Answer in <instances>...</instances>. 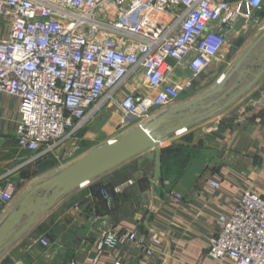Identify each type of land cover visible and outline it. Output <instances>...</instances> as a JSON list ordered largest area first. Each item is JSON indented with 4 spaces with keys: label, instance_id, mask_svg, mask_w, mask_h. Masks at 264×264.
I'll return each instance as SVG.
<instances>
[{
    "label": "crops",
    "instance_id": "obj_1",
    "mask_svg": "<svg viewBox=\"0 0 264 264\" xmlns=\"http://www.w3.org/2000/svg\"><path fill=\"white\" fill-rule=\"evenodd\" d=\"M259 16L255 26L241 20L216 61L200 75L193 77L188 68L177 67L170 81L192 78L193 87L173 105L157 108L150 118L140 121L146 123L210 92L218 84L219 80L212 83V79L219 69V82L223 73L234 72L225 90L239 80L233 93L245 89L227 107L191 121L189 127L161 140L159 180L155 178L154 160L146 157L153 149L131 158L126 168H115L57 201L10 245L0 264H67L71 260L78 264H235L231 258L218 260L209 256L207 248L218 231L220 216H229L245 191L264 195V8ZM248 31L251 32L244 34ZM240 35L246 36L244 45L228 58L231 40ZM148 92L143 73L139 72L119 88L116 96L120 101L127 93ZM20 106L18 97L0 95V176L12 171L8 178L16 184L23 182L13 200L2 206L0 223L32 186L97 148L88 143L100 132L111 131L114 123L116 129L121 128L115 116L122 113L117 104L110 102L106 112L101 111L51 155L54 167L39 173L38 160L32 159L35 152L21 147L16 139ZM213 106L208 105L214 109ZM101 114L108 118L99 128L90 129ZM129 180L132 183L123 191H115L116 186ZM102 188L112 193L110 204L104 200ZM173 193L183 199L178 200ZM108 228L136 230L146 240L158 238L160 243L154 245L153 255H147L135 243L126 242L103 251L98 263H94L99 236ZM41 238H46L49 245L42 244Z\"/></svg>",
    "mask_w": 264,
    "mask_h": 264
},
{
    "label": "built area",
    "instance_id": "obj_2",
    "mask_svg": "<svg viewBox=\"0 0 264 264\" xmlns=\"http://www.w3.org/2000/svg\"><path fill=\"white\" fill-rule=\"evenodd\" d=\"M263 8L264 0H0V95L21 101L18 144L35 152L33 160L50 158L110 102L127 121L150 118L193 87L192 78L170 81L177 67L200 75L238 23L257 25ZM4 24L8 33L1 36ZM139 72L149 92L127 93L118 101L119 88ZM11 172L0 176L4 203L16 192ZM101 193L110 204L112 193ZM40 241L49 245L46 238ZM126 242L153 255L160 240L148 241L136 230L105 229L94 263L103 251ZM207 253L235 264H264V195L247 190L229 216H220Z\"/></svg>",
    "mask_w": 264,
    "mask_h": 264
},
{
    "label": "water",
    "instance_id": "obj_3",
    "mask_svg": "<svg viewBox=\"0 0 264 264\" xmlns=\"http://www.w3.org/2000/svg\"><path fill=\"white\" fill-rule=\"evenodd\" d=\"M245 41L246 36L244 35L232 39L228 58L236 53ZM233 73L223 74L221 82L219 79L218 84L205 95L187 104L175 106L152 120L128 130L119 138L97 147L71 165L32 186L25 193L18 207L0 223V258L22 232L34 224L61 198L115 168H126L127 161L150 149L153 150L148 152L146 157L154 160L155 178L159 180L162 173L161 140L183 127H189L191 121L202 120L220 111L243 94L245 89L233 93L238 88L240 80L235 86L225 90V85L232 78ZM210 102L213 103L214 109L208 107ZM54 165V161L50 158L40 159L38 160V172L43 173L53 168ZM22 186L23 182H17L16 191ZM4 204L0 201V211Z\"/></svg>",
    "mask_w": 264,
    "mask_h": 264
},
{
    "label": "rangeland",
    "instance_id": "obj_4",
    "mask_svg": "<svg viewBox=\"0 0 264 264\" xmlns=\"http://www.w3.org/2000/svg\"><path fill=\"white\" fill-rule=\"evenodd\" d=\"M7 33H8V24H4L2 26V28H1V36H6ZM220 71H221V69L218 70V73L212 79V83H215L216 81H218L220 79L221 76H219V75L222 74V73H220ZM225 74H227V73H225ZM103 111L106 112V110H103ZM107 118H108V115H105V114L99 115V117L95 120V122L89 128L90 129L99 128L101 123H103L105 121V119H107ZM115 120H116V122L120 123L121 128L120 129H116V126H115V123H114L112 125V130L111 131H109V132L108 131L100 132L99 136L95 140L90 141L88 143L91 148L92 147L102 146V145L106 144L108 141H110L111 139H116V136H117V138H119L124 133H126L128 130H130L132 128H135L140 123V120H138V119L127 121V120L124 119L123 115L121 116L119 114H117L115 116ZM10 179L13 180L12 178H10Z\"/></svg>",
    "mask_w": 264,
    "mask_h": 264
},
{
    "label": "trees",
    "instance_id": "obj_5",
    "mask_svg": "<svg viewBox=\"0 0 264 264\" xmlns=\"http://www.w3.org/2000/svg\"><path fill=\"white\" fill-rule=\"evenodd\" d=\"M105 200V199H104ZM106 201V200H105Z\"/></svg>",
    "mask_w": 264,
    "mask_h": 264
}]
</instances>
